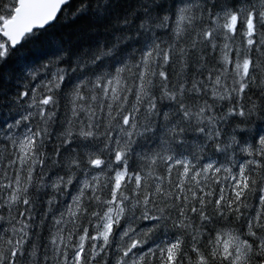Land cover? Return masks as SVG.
<instances>
[{
    "label": "snow or ice",
    "instance_id": "1",
    "mask_svg": "<svg viewBox=\"0 0 264 264\" xmlns=\"http://www.w3.org/2000/svg\"><path fill=\"white\" fill-rule=\"evenodd\" d=\"M0 264H264V0H0Z\"/></svg>",
    "mask_w": 264,
    "mask_h": 264
}]
</instances>
